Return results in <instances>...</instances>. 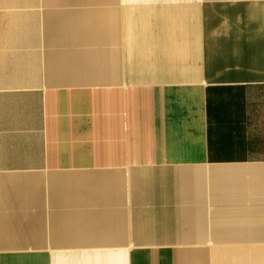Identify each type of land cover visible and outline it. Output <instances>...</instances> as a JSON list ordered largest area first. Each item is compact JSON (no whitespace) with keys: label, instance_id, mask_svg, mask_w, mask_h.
<instances>
[{"label":"crops","instance_id":"obj_1","mask_svg":"<svg viewBox=\"0 0 264 264\" xmlns=\"http://www.w3.org/2000/svg\"><path fill=\"white\" fill-rule=\"evenodd\" d=\"M0 264H264V0H0Z\"/></svg>","mask_w":264,"mask_h":264}]
</instances>
